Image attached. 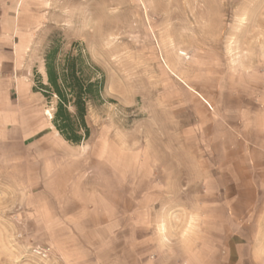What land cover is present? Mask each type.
<instances>
[{"label":"rangeland","instance_id":"rangeland-1","mask_svg":"<svg viewBox=\"0 0 264 264\" xmlns=\"http://www.w3.org/2000/svg\"><path fill=\"white\" fill-rule=\"evenodd\" d=\"M55 41L104 77L80 145L33 91ZM163 246L216 264L264 250V0H0V264Z\"/></svg>","mask_w":264,"mask_h":264},{"label":"trees","instance_id":"trees-1","mask_svg":"<svg viewBox=\"0 0 264 264\" xmlns=\"http://www.w3.org/2000/svg\"><path fill=\"white\" fill-rule=\"evenodd\" d=\"M35 83L33 91L53 105L51 123L63 140L72 145L88 140V109L100 103L104 77L79 44L62 53L52 42L44 55V76L37 75Z\"/></svg>","mask_w":264,"mask_h":264},{"label":"crops","instance_id":"crops-1","mask_svg":"<svg viewBox=\"0 0 264 264\" xmlns=\"http://www.w3.org/2000/svg\"><path fill=\"white\" fill-rule=\"evenodd\" d=\"M63 168H81L78 167L76 165H64ZM86 227H90V220L86 221ZM111 223V224H110ZM113 222H103L99 223L98 227H101L103 229H111L110 227L113 226L112 224ZM96 225V224H95ZM92 223V226H95ZM97 227V226H96ZM241 246H236V253L238 254V258H240V253H241ZM156 253H160V259L159 260H155L156 258V254L151 257V259H153V261H145L143 264H216V262L214 261H210L209 259H203V258H198L196 257L197 260H195V257L193 256L194 251L190 248H181L180 250H178L177 247H172V246H163V248H161L160 250H154ZM176 252L178 253L180 256L175 257V259H173L174 257H172V253ZM151 253V252H150ZM163 256H162V255ZM165 255V256H164ZM250 264H264V250L261 249L259 250L258 247H253V250L251 251V256H250Z\"/></svg>","mask_w":264,"mask_h":264},{"label":"snow or ice","instance_id":"snow-or-ice-1","mask_svg":"<svg viewBox=\"0 0 264 264\" xmlns=\"http://www.w3.org/2000/svg\"><path fill=\"white\" fill-rule=\"evenodd\" d=\"M94 175H95V174H94ZM22 264H29V261H28V257H27V256H25V258H24Z\"/></svg>","mask_w":264,"mask_h":264},{"label":"bare ground","instance_id":"bare-ground-1","mask_svg":"<svg viewBox=\"0 0 264 264\" xmlns=\"http://www.w3.org/2000/svg\"><path fill=\"white\" fill-rule=\"evenodd\" d=\"M48 115H49V117L51 118V115H50V113H48Z\"/></svg>","mask_w":264,"mask_h":264}]
</instances>
